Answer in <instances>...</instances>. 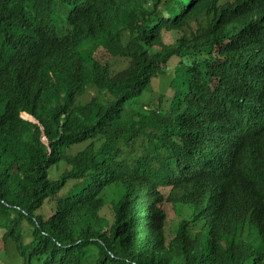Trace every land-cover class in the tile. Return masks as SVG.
I'll return each mask as SVG.
<instances>
[{"label": "trees", "instance_id": "obj_1", "mask_svg": "<svg viewBox=\"0 0 264 264\" xmlns=\"http://www.w3.org/2000/svg\"><path fill=\"white\" fill-rule=\"evenodd\" d=\"M10 245L264 264V0H0V264Z\"/></svg>", "mask_w": 264, "mask_h": 264}, {"label": "rangeland", "instance_id": "obj_2", "mask_svg": "<svg viewBox=\"0 0 264 264\" xmlns=\"http://www.w3.org/2000/svg\"><path fill=\"white\" fill-rule=\"evenodd\" d=\"M62 30L64 31L63 28H62ZM97 55L103 60H106L108 58L107 51L102 49V48H100L97 51ZM120 64H121V62H119L116 66H119ZM166 85H167V78H165V77L153 79L150 91L147 93L148 98L151 97V101L154 102L158 93L162 92L165 89ZM93 94H94V89L90 88V90L88 91V93L84 97V100H88ZM83 146L84 145L78 146L76 149H80ZM8 251L9 252L2 255V257H1L2 264H22V262L19 261L18 256H17L16 252L13 250L11 245L8 247Z\"/></svg>", "mask_w": 264, "mask_h": 264}]
</instances>
